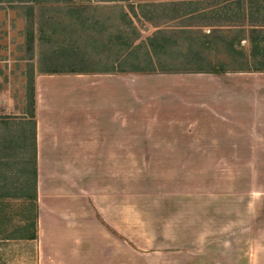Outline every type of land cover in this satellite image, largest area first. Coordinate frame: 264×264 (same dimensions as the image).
<instances>
[{"label": "rangeland", "instance_id": "374dc122", "mask_svg": "<svg viewBox=\"0 0 264 264\" xmlns=\"http://www.w3.org/2000/svg\"><path fill=\"white\" fill-rule=\"evenodd\" d=\"M237 1L81 0L82 15L88 22L75 23L73 28L62 26L70 15L59 0L32 2L33 26L27 22V11L1 5L0 157L8 161L0 169L11 175L9 189H19L25 162L33 155L28 63L34 64V79L42 74L41 69L59 72L72 65L79 67L78 62L67 61L66 46L73 44L79 54L90 58L92 64L86 69L93 71L56 74L86 79L112 74L110 70L115 68L127 70L124 74L129 75V138L142 134L144 139L138 143L141 156L128 158L129 263L154 264L187 256L193 263L264 264V134L254 133L251 126L252 122L264 123V111H248L229 95L235 74L245 71L230 70L228 75L161 71L199 68L201 64L192 58L196 53L189 58L191 64L184 56L200 49L208 61L238 69L242 59L233 58L221 40L216 41L217 47L202 48L206 35L225 40L248 37L240 47L247 57L255 35H240L233 26L264 25V0L253 1L248 12H242ZM155 35L168 39L174 47L160 60L154 59L155 73L129 72L133 67H148V40ZM261 59L262 55L251 59V65ZM238 77H242L240 83L247 80ZM223 84L229 85L225 98L217 92ZM69 89L76 95L75 86ZM95 91L87 89L81 98L89 96L93 103ZM88 111L79 110L81 125L88 121ZM132 145L135 150V143ZM162 149L173 150L172 155L158 156ZM45 226V248L59 244L70 264L72 259L74 264L91 263L88 239L79 244V258L71 259L68 252L74 242L67 237L65 224L49 219ZM75 231L84 235L82 228ZM38 249L39 240L0 239V264H39Z\"/></svg>", "mask_w": 264, "mask_h": 264}, {"label": "crops", "instance_id": "0c3cea01", "mask_svg": "<svg viewBox=\"0 0 264 264\" xmlns=\"http://www.w3.org/2000/svg\"><path fill=\"white\" fill-rule=\"evenodd\" d=\"M243 10L248 12V6ZM253 25L264 30V25ZM233 28L242 29L238 25ZM247 38L241 43H246ZM236 74L229 95L248 111L255 114L264 111V72ZM238 76H246L243 78L247 80L240 83L242 77ZM81 78V75L56 73L39 74L35 78L39 264H70L65 249L59 244L50 250L44 247V229L49 219L61 221L67 227V237L74 242L68 252L71 259L79 258V244L88 239L90 264H130L126 241L128 158L141 156L137 153L141 151L138 143L144 139L142 134L129 138V75L114 73ZM74 86L78 89L76 95L69 89ZM228 87L223 84L217 87V92L229 93L226 91ZM92 88L96 89L94 104L89 96L81 98L82 93ZM100 89L104 91L99 93ZM256 95L258 100H255ZM75 96L79 100L75 101ZM70 98L72 100H68ZM81 108L89 110L88 121L83 125L79 117ZM251 126L255 127L254 133L264 134L263 122H252ZM248 132L253 133L252 130ZM133 143L135 150L132 149ZM162 152L158 156L170 157L173 150L162 149ZM77 227L84 229V235L76 234ZM154 264L203 263H193L191 258L184 256L183 259L172 258V261Z\"/></svg>", "mask_w": 264, "mask_h": 264}, {"label": "trees", "instance_id": "16d2710c", "mask_svg": "<svg viewBox=\"0 0 264 264\" xmlns=\"http://www.w3.org/2000/svg\"><path fill=\"white\" fill-rule=\"evenodd\" d=\"M38 2V0H0V6L4 4H8L9 6H13L15 9H20L23 11H27V22L33 26V22L36 20L34 17L35 9L33 7L32 2ZM102 1H111V0H102ZM255 0H238V4L240 9L243 10L245 5H249ZM59 3H63L66 7H68L70 17H67L65 21H63L62 26L71 27L75 25V23L82 25L87 23L88 21L83 18L84 9L83 3L81 0H59ZM246 3V4H245ZM241 26L242 29H236L240 33L243 34H254L255 38L251 36V51L250 55H247L244 49L241 47V41L239 37L236 39L225 40L223 36L215 37L214 35H206L208 39L206 42H203V49H211L212 46L217 47V40H221L226 48L231 52L233 58L237 57L238 60L242 59L241 66L238 69H229L224 63H217L212 60H207V58L202 57L201 49L199 50H189L188 53L184 56L187 64L192 57L193 59L199 62V68L197 69H162L161 71L170 73V74H178V73H212V74H224L229 72L230 70H238L245 72H264V38H262L263 45H261L260 41V33L261 29H257L254 27L255 25H249L248 28H243L245 25ZM261 26V25H260ZM263 26V25H262ZM252 28V29H250ZM86 30H89L86 27ZM212 34V32H210ZM32 35V34H31ZM241 35V34H240ZM160 36L155 35L151 37L148 41V53L147 58L149 59V65L145 68L133 67V69L129 70V72L136 73H155L156 61L154 59H161L165 54H168V49L172 46L168 39L159 38ZM31 42L33 41V36L30 37ZM213 41V42H211ZM174 47V46H172ZM213 47V48H214ZM73 44H69L66 46V50L69 53V57H67V61L74 62L78 64L72 65L70 69L64 71H47L40 70V73L45 74H55V73H89L92 72L89 69H86V66L92 64L87 58L86 55L79 54L78 49ZM176 48V47H175ZM193 48V47H192ZM215 49V48H214ZM170 50V49H169ZM196 55V57H195ZM259 55L263 56L260 62L257 60L252 66V60H256L259 58ZM250 56V57H249ZM187 57V58H186ZM247 58H250L249 60ZM188 59V60H187ZM32 60V59H30ZM31 62V61H28ZM103 61H100L102 63ZM208 63V66L202 65L203 63ZM118 62L114 61L115 66H118ZM29 65V75L27 77V99L29 104L31 105V112L28 116L32 128V145H33V155L30 161L25 162V168L23 170V175L21 178H24L19 184V189L17 191H13V189H9V180L10 173L9 171H5L0 169V239L2 240H30L34 241L38 238V219H39V205H38V192H37V153H36V122H35V79H34V64L28 63ZM151 65V66H150ZM251 65V66H250ZM153 66V67H152ZM189 66V65H188ZM127 70L124 69H112L110 73H125ZM27 115V114H26ZM5 127L9 125L8 121L3 123ZM4 142V141H2ZM6 158L0 157V166L5 165ZM20 202V203H19ZM18 206V207H17Z\"/></svg>", "mask_w": 264, "mask_h": 264}]
</instances>
